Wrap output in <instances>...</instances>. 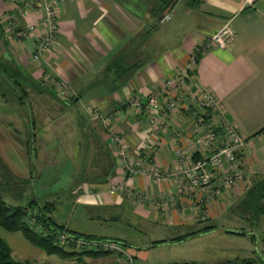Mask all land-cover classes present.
Masks as SVG:
<instances>
[{"label": "crops", "instance_id": "1", "mask_svg": "<svg viewBox=\"0 0 264 264\" xmlns=\"http://www.w3.org/2000/svg\"><path fill=\"white\" fill-rule=\"evenodd\" d=\"M166 1L64 0L56 8V42L42 53L40 62H36L32 55L45 32L43 0H0V58L14 62L26 76L41 81L58 96V90L51 84L55 80L65 82L71 94L78 98L71 108L75 107L84 116L103 149L109 152L111 159L114 158L111 170L106 165V158L97 150L96 156L89 154L91 165L87 166V175H98L101 179L80 184L81 194L74 198V203L81 207L80 220L117 221L120 213L125 212L133 214L135 220L152 226L164 224L176 231L186 228L190 232L213 226L189 238L219 232L225 239L238 238L240 241V236L249 235L228 231L240 228L241 221L217 220L226 214L252 178L264 177V0H173L170 20L159 23L161 14L169 7ZM226 24L235 30L228 45L223 49L205 48L206 39ZM30 25L34 29L26 32ZM195 52L198 53L197 64L188 74L187 86L180 94L177 109L169 113L160 111L169 124L168 129L151 128L147 123L149 115L130 107V99L143 102L151 91L181 72ZM116 64L121 65L120 68H115ZM109 66L111 70H108ZM46 75L50 78L45 79ZM202 89L217 99L220 107L217 113H211L194 101ZM49 96V91H39L42 103L39 108L43 114H49L46 107ZM0 102V106L7 107L3 100ZM55 109L58 111L60 107ZM60 114L62 111L59 110ZM57 118L52 121L44 116L43 130L48 129L47 122L56 123ZM102 118L110 119V132L120 135L130 160L139 161L146 168L161 170L179 169L209 155V150L193 141L197 136L207 134V123L218 129L226 120L244 139L237 153L238 179L233 186L224 188L218 197L204 201L207 188L178 193L173 178L157 183L142 175H128L117 164L116 144L102 124ZM2 124L7 128L0 127V158L12 173L30 176L29 157L24 147L17 144L20 137L16 133L24 123L9 121L6 124L0 119V126ZM217 133V144L222 145L223 134L220 129ZM54 140L58 145V138ZM83 159L73 157L77 163ZM66 161L56 177L57 183L64 180L57 188L59 191L74 184L67 171L69 158ZM97 161L102 168L96 166ZM72 166L75 172L79 170V164L77 168ZM44 174L40 172L39 179ZM30 191L28 195L24 192L15 195L17 202L14 203L20 205L42 193L36 186ZM132 192L145 193L149 199L139 202L131 196ZM23 194L26 196L22 197ZM156 199H164L166 204H157ZM55 222L75 233L85 234L77 222ZM0 236L11 247L12 257L14 248L26 259L35 260L43 253L19 232H7L0 227ZM112 259L111 255L101 257L97 264L109 263Z\"/></svg>", "mask_w": 264, "mask_h": 264}, {"label": "rangeland", "instance_id": "2", "mask_svg": "<svg viewBox=\"0 0 264 264\" xmlns=\"http://www.w3.org/2000/svg\"><path fill=\"white\" fill-rule=\"evenodd\" d=\"M51 85L57 89L54 84ZM8 96L10 98L9 93ZM29 99L31 100L33 107L37 106V103H40L32 96H29ZM4 103L7 105V107L0 106V113L4 112V114H0V119L6 124H8L9 121L23 123V117L26 114L25 108L22 110L20 108L18 109L15 103L12 102L11 98ZM46 105L47 110L50 113L46 117L52 118V121L58 117L57 119L59 120L56 123L47 122L49 124L47 130H43L44 125L41 124L42 131H38L39 134L34 140L35 148L31 154V158L33 159L34 163L32 174L30 176L27 175V177L19 176L18 174L20 173H17L16 175L12 173L11 168L8 167V165H6V163L0 158V182H2V185H0V194L7 203L16 205V203H14L17 202L15 195H19L23 192L28 195V193L31 192V188L36 186L37 189L42 190V193L38 195L36 194V199L39 201H43L45 199L55 200L57 207L51 213V216L55 221H68L73 224L77 222L80 230L86 234H92L102 239L108 240H123L128 246L127 248L129 251L132 254H135L136 257L139 258V260H141V262L144 264H167L171 262H183L190 260L203 263H218L233 259L235 257L243 258L250 256H263L261 233L256 235L255 241L251 240L248 236H240V241H238V238L225 239L224 236H222L223 234L214 232L210 234L211 236L189 238L180 242H169L170 239L176 236L186 234L188 229L185 228L176 231L164 224L152 226L148 223L135 220V216L133 214L125 212L120 213L117 221H104L102 219L91 220L89 218H83L80 220L81 207L79 204L74 203V198L78 194H81L79 193V190L82 188H79L81 185L78 181H76V172L72 166L74 164L76 168L80 162H74L73 157H77L78 159L80 157L87 156V154H93V152L96 150L94 149L95 139H93L90 135L86 139V143L91 149V151L87 152L88 147L86 148L84 145H82L84 141H82L81 138L83 137L76 126L77 123L75 119L76 111L78 112V110L75 107L65 111L62 109V114L59 116V111L55 109V107H60V104L57 101L49 98ZM23 112H25V114ZM80 116L82 117V114ZM0 127L7 128L6 126L3 127V124ZM19 128L20 129L17 130L19 133H16V135L18 134L17 136L20 137V140L17 142V144L20 143L19 146L22 145L26 151L24 142L28 140V137L26 136L28 128L25 129L24 126H19ZM56 137L58 138V145H55V140L54 142L52 141L53 139H56ZM117 150L118 148L116 146V153ZM67 158L71 160L68 164L69 168L67 170L69 171L70 180L72 179L74 183L76 182V184L70 187L72 188L73 192L71 195L68 193V189L64 191H59V189L57 190V188L63 184L64 180H61L60 183H57L56 181V177L59 175V172L62 170V168H64V164L67 163ZM90 159L88 161H90ZM90 163L91 162H88V165H90ZM118 166L123 168L120 166V164H118ZM40 172L45 173L41 179H39ZM21 196L24 197L26 195L23 194ZM27 200L28 199H26V202H21L20 205H28ZM223 216L217 221H238L236 218H233L228 214V210ZM261 221V230L264 231V219L261 218ZM75 235L78 234L75 233ZM156 240H166V242L154 244L153 241ZM14 249L13 258H19V260L24 261L25 264L76 263V257L62 258L56 254L47 255L44 252L40 256L36 257L35 260L32 258L26 259L22 256H19L17 253L18 251L16 252ZM68 250L72 249L68 248ZM78 252H81V250H78ZM89 252L98 251L89 250ZM111 256L113 255L111 254ZM99 259H101V257H87L83 259L82 264H97V262L100 261ZM104 264L111 263L107 262Z\"/></svg>", "mask_w": 264, "mask_h": 264}, {"label": "built area", "instance_id": "3", "mask_svg": "<svg viewBox=\"0 0 264 264\" xmlns=\"http://www.w3.org/2000/svg\"><path fill=\"white\" fill-rule=\"evenodd\" d=\"M63 1L43 0L42 21L45 32L38 40L32 55L33 60L36 62H40L42 53L50 50L56 42L58 33L56 8ZM170 18L171 10L160 17L159 23L167 22ZM8 23L10 24V22ZM9 27L14 31L11 24ZM33 29L34 27L30 25L27 27L26 32L32 31ZM22 34L24 35L25 33L22 32ZM234 36V28L230 24H226L212 33L206 39L203 46L205 48L223 49ZM197 60L198 53H192L184 69L166 80L162 87L151 91L143 102L134 98L130 99V107L137 112H145L149 115L147 117V123L151 128H157L161 131L168 129L169 124L160 114V111L165 110L166 113H169L177 109L180 94L185 91L187 86L188 74L195 69ZM44 78L48 79L50 77L46 75ZM53 84L57 87L60 95L68 96L71 94V89L65 82L55 80ZM194 101L198 106L208 109L211 113L215 114L219 111L220 107L217 99L206 89H202L198 95H195ZM101 121L110 133L112 142L118 148L116 153L117 162L124 168L128 175H142L157 183H163L173 178L177 182L178 193L190 192L198 188H207L208 194L202 198L204 201H207L211 197H218L224 188L233 186L238 179L237 153L243 146L244 139L235 126L226 120H223L218 128L224 137V143L222 145L217 144V127L207 123V134L201 137L197 136L193 142L195 145L209 150V155L195 159L175 170H161L155 167L146 168L139 161L130 160L120 135L113 131L110 132V119L102 118ZM198 121L203 123L201 119H198ZM179 157H182L180 153ZM132 193L131 196L139 202H146L149 199V196L145 193ZM156 201L157 204H162V206L166 204L164 199H156ZM56 242L74 251L95 250L109 252L114 256L110 262L111 264H144L129 251L127 246L119 241L82 238L62 230L57 235Z\"/></svg>", "mask_w": 264, "mask_h": 264}, {"label": "trees", "instance_id": "4", "mask_svg": "<svg viewBox=\"0 0 264 264\" xmlns=\"http://www.w3.org/2000/svg\"><path fill=\"white\" fill-rule=\"evenodd\" d=\"M173 0H167L166 3L169 6L166 12L170 11L172 8ZM165 12V13H166ZM164 13L161 14V16ZM160 16V17H161ZM121 65L116 64L115 68H120ZM108 70H111V67H108ZM124 70H128L129 67H122ZM45 89L49 91V98L54 99L60 104V111L69 110L72 105H74L78 98L70 94L68 96L57 95L54 92L50 91L48 86H43L41 81H36L29 76H26L21 69L14 62H7L0 58V99L3 102H6L8 99H12V102L20 108L21 110L25 108V116L23 117V123L25 129L28 128L26 136L28 140L24 142L26 147V154L29 157L30 164V175L32 174V169L34 168L33 159L31 158L32 151L34 150V140L41 131L42 118L49 115L48 113H41V102L38 97L39 91ZM10 95V98L8 96ZM29 96L36 98L40 103H37V106L33 107ZM7 98V99H6ZM31 98V97H30ZM48 98V99H49ZM46 99V101L48 100ZM37 101V102H38ZM45 104V103H44ZM40 107V108H39ZM63 109V110H62ZM58 110V111H59ZM48 112V111H47ZM81 114L76 111V123L77 129L80 131V134L83 138L82 141L84 147H88L86 139L89 135L95 139V148L98 154L103 155L107 160V167L112 170L115 161L114 158H110L109 152L103 149L102 143H100L99 138L93 134L92 129L87 125L85 118L80 116ZM39 131V132H38ZM90 131V132H89ZM218 132V129H217ZM218 134V133H217ZM22 142V141H21ZM91 146V145H89ZM95 150V151H96ZM104 150V152H103ZM91 151L88 147L87 152ZM96 152V154H97ZM95 155V152H93ZM88 154L83 156V162L79 164V170L76 172L77 180L80 184L82 182H93L92 180L101 179V176H88L87 175V166H88ZM96 156V155H95ZM77 158V157H75ZM202 158V157H200ZM81 159V157H80ZM98 159L95 158V160ZM199 159V158H197ZM69 161H71L69 159ZM94 163V162H93ZM91 165V163H90ZM96 166H100L98 161ZM101 167V166H100ZM77 168V166H76ZM102 168V167H101ZM76 184V182L74 183ZM73 184V185H74ZM72 188L68 189V193L71 195ZM57 205L54 199H45L39 201L35 197L28 199V205H12L7 203L0 194V227L7 232H19L25 240L34 245L35 247L42 250L47 255L56 254L62 258L76 257L75 264H82L83 259L87 257H106L110 256L109 252H89L83 250L81 252L68 250L64 246L56 242V237L62 230L67 231L75 235V232L68 229L66 226L60 225L55 222L52 218L51 213L56 209ZM90 213V212H89ZM228 214L233 218H236L238 221H241V227L235 231H228L236 235H249V238L253 241L256 240L255 232L258 234L261 233L262 243H263V256L262 257H235L233 259L221 261L218 263H203L197 262L194 260L183 261V262H171L167 264H264V231L261 230V218L264 219V177H254L251 179L250 184L245 188L242 194L236 197L234 202L228 208ZM91 216V214H90ZM213 228L212 225L203 227L201 230L190 231L186 234L176 236L169 240V242H180L189 237L195 236L200 232L207 231ZM82 238L90 239H102L95 235L82 234ZM77 236V235H75ZM112 240V239H110ZM123 243V240L113 239ZM166 240H156L153 241L154 244L165 243ZM128 247V246H127ZM254 254V252H253ZM0 264H24L23 262L16 260L12 257V250L6 240L0 236Z\"/></svg>", "mask_w": 264, "mask_h": 264}]
</instances>
